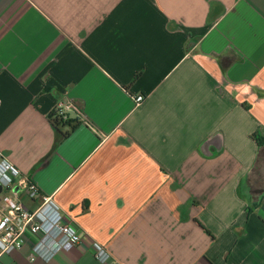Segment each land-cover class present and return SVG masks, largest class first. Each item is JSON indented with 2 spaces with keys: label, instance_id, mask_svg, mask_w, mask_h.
<instances>
[{
  "label": "crops",
  "instance_id": "0c3cea01",
  "mask_svg": "<svg viewBox=\"0 0 264 264\" xmlns=\"http://www.w3.org/2000/svg\"><path fill=\"white\" fill-rule=\"evenodd\" d=\"M2 158L80 241L0 264H264V0H0Z\"/></svg>",
  "mask_w": 264,
  "mask_h": 264
},
{
  "label": "built area",
  "instance_id": "2783aa9c",
  "mask_svg": "<svg viewBox=\"0 0 264 264\" xmlns=\"http://www.w3.org/2000/svg\"><path fill=\"white\" fill-rule=\"evenodd\" d=\"M135 103L143 100L135 96ZM53 112L70 118L69 113L80 116L79 109L70 100H60ZM0 184L5 192L0 196V256L20 249L27 237L32 239L29 261H48L60 251H68L80 241V233L70 219H66L61 207L51 194H41L29 177L5 158L0 159ZM22 191L30 199L37 196L41 201L33 209L24 207L18 198ZM93 256L99 263L108 262L111 257L98 242H93ZM108 264H114L109 261Z\"/></svg>",
  "mask_w": 264,
  "mask_h": 264
},
{
  "label": "trees",
  "instance_id": "16d2710c",
  "mask_svg": "<svg viewBox=\"0 0 264 264\" xmlns=\"http://www.w3.org/2000/svg\"><path fill=\"white\" fill-rule=\"evenodd\" d=\"M49 119L54 127H57L59 124H71L72 122L77 123L78 118L70 119L66 118L64 119L61 116L56 115L54 112L49 114ZM75 126V125H74Z\"/></svg>",
  "mask_w": 264,
  "mask_h": 264
}]
</instances>
